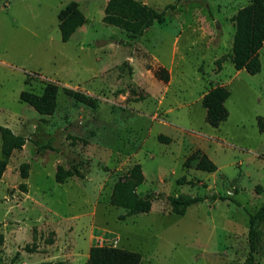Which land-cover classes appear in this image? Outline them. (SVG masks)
<instances>
[{
    "label": "rangeland",
    "instance_id": "rangeland-1",
    "mask_svg": "<svg viewBox=\"0 0 264 264\" xmlns=\"http://www.w3.org/2000/svg\"><path fill=\"white\" fill-rule=\"evenodd\" d=\"M70 1L0 0V125L26 137L0 178V264H85L96 244L138 251L140 264H246L250 216L264 205V45L256 74L237 70L230 54L232 16L251 0H141L174 5L141 36L102 20L107 0H75L87 21L63 41L58 13ZM48 81L59 84L57 108L43 115L20 93ZM216 85L231 94L214 127L201 100ZM197 149L216 171L186 166ZM135 163L139 194L154 198L150 211L128 215L111 195ZM58 165L84 177L60 183ZM181 193L228 198L178 215L166 196ZM257 229L251 264H264V224Z\"/></svg>",
    "mask_w": 264,
    "mask_h": 264
},
{
    "label": "trees",
    "instance_id": "trees-1",
    "mask_svg": "<svg viewBox=\"0 0 264 264\" xmlns=\"http://www.w3.org/2000/svg\"><path fill=\"white\" fill-rule=\"evenodd\" d=\"M174 5H166L163 9H157L141 0H107L102 20L110 25H114L124 31L137 36L143 35L146 30L155 23L162 24L166 21L169 9ZM59 28L63 41H68L72 34L87 21L85 13L75 0L68 2L58 13ZM235 22V33L233 38L231 61L237 70H246L251 74L261 71L260 49L264 45V0H251L248 4L240 7L232 16ZM221 59L217 63L221 69ZM66 94L75 100L96 106L97 99L87 93L72 88H64ZM59 84L48 81L42 92L37 93L32 90H23L20 99L37 112L43 115L53 114L57 108V97ZM231 91L225 85H216L209 89L202 97V106L206 109V121L217 127L229 116L226 107V100ZM260 129H264V119H258ZM158 139L162 142H170L171 138L164 134H159ZM26 143L24 135L15 133L10 127L0 125V178H2L8 165V158L14 150L21 149ZM196 160L195 167L199 170L214 172L218 169L217 164L201 149L191 153L186 161V166ZM28 162L22 163L20 167L21 176L27 178L29 175ZM84 177V174L76 166L65 168L58 165L55 178L62 183L70 176ZM145 177L140 163H135L130 171L121 176L113 185L111 203L115 206L127 210L128 215L139 212H148L152 207L153 193L140 195L138 187L143 183ZM184 178L179 181L183 182ZM24 190L26 184L20 185ZM173 213L183 215L188 207L205 199H226L225 196L192 195L181 193L178 195H167ZM264 224V205L250 216L249 243L250 255L246 264L254 261L253 253L257 250L259 232L257 227ZM53 234V233H52ZM50 243L53 238L48 239ZM141 254L138 251L113 245H93L90 247L89 256L85 264H140Z\"/></svg>",
    "mask_w": 264,
    "mask_h": 264
}]
</instances>
